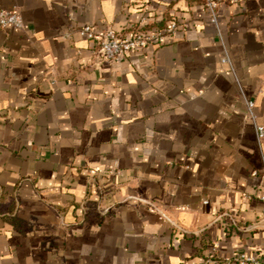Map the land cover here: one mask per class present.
<instances>
[{
  "label": "crops",
  "instance_id": "crops-1",
  "mask_svg": "<svg viewBox=\"0 0 264 264\" xmlns=\"http://www.w3.org/2000/svg\"><path fill=\"white\" fill-rule=\"evenodd\" d=\"M0 264L264 257V0H0ZM178 31L106 59L80 28ZM224 46L231 66L222 61ZM264 152V140H263Z\"/></svg>",
  "mask_w": 264,
  "mask_h": 264
},
{
  "label": "built area",
  "instance_id": "built-area-1",
  "mask_svg": "<svg viewBox=\"0 0 264 264\" xmlns=\"http://www.w3.org/2000/svg\"><path fill=\"white\" fill-rule=\"evenodd\" d=\"M203 1L209 20L215 26L218 36L224 44L218 8L219 5L226 0ZM0 25L4 28L12 27L20 29L23 28L24 21L17 10L0 9ZM178 29L179 24L175 19L169 20L164 26L154 27L149 24L148 16L143 15L139 19L138 23L125 32H118L110 26L102 29H96L91 24H86L80 28V34L91 40L106 59L119 60L128 51L144 50L152 44L161 45L166 43L167 39L173 37ZM222 61L231 66L229 52L225 46ZM247 106L248 112L255 123L256 139L262 152V168L260 171V175L262 177V188L259 199L264 205V125L256 122L254 101L247 100ZM203 264H222V261L219 258L217 245H214L211 254L205 258ZM224 264H264V257H259L250 252H240L235 254L233 258L225 260Z\"/></svg>",
  "mask_w": 264,
  "mask_h": 264
}]
</instances>
